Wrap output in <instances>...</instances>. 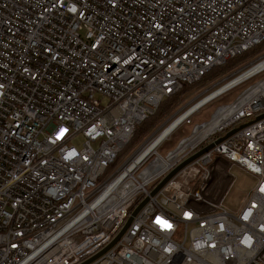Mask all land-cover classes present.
Masks as SVG:
<instances>
[{"label":"built area","instance_id":"built-area-1","mask_svg":"<svg viewBox=\"0 0 264 264\" xmlns=\"http://www.w3.org/2000/svg\"><path fill=\"white\" fill-rule=\"evenodd\" d=\"M263 40L264 0H0V264L87 260L249 121L87 264H264V49L172 149L108 168L162 98ZM230 166L255 178L233 213Z\"/></svg>","mask_w":264,"mask_h":264},{"label":"rangeland","instance_id":"rangeland-1","mask_svg":"<svg viewBox=\"0 0 264 264\" xmlns=\"http://www.w3.org/2000/svg\"><path fill=\"white\" fill-rule=\"evenodd\" d=\"M260 52V51H259ZM258 52V53H259ZM256 53V54H258ZM254 54V56L256 55ZM253 56V57H254ZM252 57V58H253ZM252 58L248 59L246 62H244V65L251 60ZM242 66H238L235 70L232 72L225 74L223 77L200 87H195L192 92H188L186 95H182L180 99L177 101V105L174 108V110L167 115L160 123H158L152 130H150L146 136H144L141 140L137 142L136 145L133 147H129L126 149L124 147L122 151L120 152V155L118 156L116 162L109 167V169H112L114 166H116L118 163H120L125 156H127L130 152H132L135 148H137L139 145L143 143L146 138H149L151 141L153 139H156L157 136L160 134V131L164 130L167 126H169L173 121H175L176 118L184 115L187 111H189L191 108H193L199 101L207 97L208 95L212 94L213 88L216 87V85H220L226 80H228L231 76H234L235 74H238V69ZM262 74L255 76L251 78L250 80L240 84L236 85L227 91L221 93L220 95L214 97L213 99L206 102L204 105L196 109L195 111L188 114L186 118L182 120L181 123H179L174 130H172L156 147L157 152L160 155H164L168 150L172 149L177 140L185 136L189 133L192 125L194 123H200L206 120L210 114L212 113L213 109L217 106H220L223 103H226L230 101L234 96L245 86L248 84L254 82L256 79H258ZM218 89V88H216ZM190 120V122H189ZM83 137L78 134L74 137H72L69 140V143L74 145L76 148H80ZM149 140V141H150ZM150 141V142H151ZM149 142V143H150ZM229 174L234 177V180L228 189V191L225 194V197L222 201V207L228 212L233 213L237 211L245 202L246 195L248 191L254 186L255 184V178L244 171L240 170L239 168L235 166H230L229 168ZM188 227L187 229H189Z\"/></svg>","mask_w":264,"mask_h":264},{"label":"trees","instance_id":"trees-1","mask_svg":"<svg viewBox=\"0 0 264 264\" xmlns=\"http://www.w3.org/2000/svg\"><path fill=\"white\" fill-rule=\"evenodd\" d=\"M264 49V40L253 46L252 48L242 51L231 58L226 59L222 64L210 68L197 81L192 83H183L181 88L174 94L166 96L160 100L154 112L148 115L144 120L138 123L134 128V133L128 143L125 145L126 149L133 147L141 140L147 133L152 130L158 123H160L167 115H169L177 105V101L182 95L192 92L195 87L207 85L221 77L235 70L241 66L248 59L252 58L254 54ZM190 122V120H189ZM120 155V154H119ZM118 155V156H119ZM117 156V158H118ZM117 158L108 166L111 167ZM106 169V171L108 170Z\"/></svg>","mask_w":264,"mask_h":264},{"label":"water","instance_id":"water-1","mask_svg":"<svg viewBox=\"0 0 264 264\" xmlns=\"http://www.w3.org/2000/svg\"><path fill=\"white\" fill-rule=\"evenodd\" d=\"M217 94V93H216ZM264 113L255 117L254 120L263 117ZM250 123L249 122H245L242 124H239L236 128H233L231 130H229L227 133H225L223 136L217 138L213 143H209L207 145H205L203 148L199 149L198 151H196L194 154L190 155L188 158L184 159L182 162H180L178 165H176L172 170H170L162 179H160L158 181V183L150 190V192L148 193V196H152L159 188H161L164 183L181 167H183L185 164H187L188 162H190L191 160H193L194 158L198 157L200 154H202L203 152L207 151L209 148L212 147L213 144L221 141L222 139H224L225 137H227L228 135H230L231 133H233L234 131L245 127L246 125H248ZM148 196L143 197L133 208L132 210L129 212L126 220L124 221L123 225L121 226V228L119 229V231L117 232V234L115 235V237L111 240V242L109 244H107L104 248H102L99 252H97L95 255L91 256L90 258H88L87 260L81 262L80 264H87L88 262H90L91 260L95 259L97 256H99L101 253H103L106 249H108L119 237L120 235L124 232V230L126 229V227L129 225L130 221L132 220V217L138 212V210L141 208V206L146 202V200L148 199Z\"/></svg>","mask_w":264,"mask_h":264},{"label":"bare ground","instance_id":"bare-ground-1","mask_svg":"<svg viewBox=\"0 0 264 264\" xmlns=\"http://www.w3.org/2000/svg\"><path fill=\"white\" fill-rule=\"evenodd\" d=\"M245 74V73H244ZM243 76L240 75L238 76V74H235L234 76H231L228 80H226L225 82H223L220 85H216L215 88H213V92H211L212 94L208 95L207 97H205L204 99H202L201 101H199L193 108H191L189 111H187L186 113H184V115L178 117L175 119V121H173L169 126H167L164 130L160 131V134L157 136L156 139H153L150 143H148L147 145H145L142 149L141 155L143 154V152L146 150H149L151 147V149H153L159 142H161L172 130L175 129V127L182 122V119L187 116L189 113L195 111L196 109H198L199 107H201L202 105H204L206 102L209 101V99H213L214 97L220 95L221 93H223V91L227 88H230L231 86L233 87V85H235V82L240 79ZM218 88V89H216ZM217 93V94H216ZM181 121V122H180ZM171 134V133H170ZM163 142V141H162ZM150 149V150H151ZM149 150V151H150ZM140 155V154H139ZM135 156L133 158H131V164H134L138 161L140 156ZM130 168V167H129ZM128 168V169H129Z\"/></svg>","mask_w":264,"mask_h":264},{"label":"snow or ice","instance_id":"snow-or-ice-1","mask_svg":"<svg viewBox=\"0 0 264 264\" xmlns=\"http://www.w3.org/2000/svg\"><path fill=\"white\" fill-rule=\"evenodd\" d=\"M66 130H61V132L59 133V135L57 136V139H60L64 133H65ZM158 224H160L162 227L166 228V229H171L172 228V225L171 224H168L160 219H157L156 221Z\"/></svg>","mask_w":264,"mask_h":264}]
</instances>
